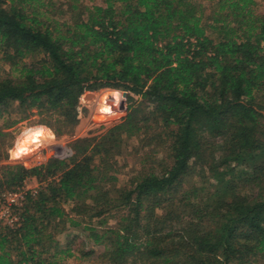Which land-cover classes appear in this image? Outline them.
<instances>
[{"label":"trees","instance_id":"obj_1","mask_svg":"<svg viewBox=\"0 0 264 264\" xmlns=\"http://www.w3.org/2000/svg\"><path fill=\"white\" fill-rule=\"evenodd\" d=\"M206 1L205 16L198 0H0V199L39 183L0 222V264H264V9ZM109 89L126 92L118 122L67 156L10 159L12 126L71 136L81 97ZM148 130L159 167L118 186L124 139ZM68 227L85 240L60 243Z\"/></svg>","mask_w":264,"mask_h":264},{"label":"rangeland","instance_id":"obj_2","mask_svg":"<svg viewBox=\"0 0 264 264\" xmlns=\"http://www.w3.org/2000/svg\"><path fill=\"white\" fill-rule=\"evenodd\" d=\"M58 0H56L57 2ZM63 1V0H59ZM65 1V0H64ZM84 4H100L102 0H82ZM203 3L204 15L209 14V7L206 0H198ZM259 11L264 9V0H256ZM58 4V3H57ZM208 33V31H207ZM210 34V33H209ZM6 74L12 75L9 66L0 60V76H5ZM115 92L120 101H111L108 94ZM116 104V105H115ZM126 92L109 89V90H99L95 91L92 97L82 96L80 99V116L81 123L77 126V130L73 135H64L57 138L51 135L52 131L40 124H36L37 116L31 115L29 118L18 122L16 125L12 126L9 130L11 131L12 137L10 138V145L7 148L10 159L14 161H21L26 159L27 165L35 164L38 162L46 160L50 156H67L69 153V142L80 136H86L87 131H94L99 133L104 130V128L119 121L121 116L125 115L126 107ZM108 106V109H106ZM111 106V107H110ZM6 118H18V113L16 111V105L9 108L8 114L5 115ZM3 124V119H0V127ZM37 127L34 131L32 128ZM153 128H158L153 125ZM158 130V129H155ZM149 131V130H148ZM154 130L149 131L141 136H132L130 138H125L120 154L116 156L117 160V175H118V186H124L130 179L132 175L135 174L139 169H156L159 167V161L163 157V152L155 151V145H144L148 140L149 134H152ZM142 138V141L140 140ZM154 141V140H151ZM24 142L27 146L26 155L21 158L16 157L15 149L20 147V144ZM40 144V145H38ZM39 146V147H38ZM41 152V153H40ZM46 157V158H45ZM164 162V161H163ZM194 181H191L192 183ZM39 187L36 179L31 178L27 180L20 191H17V196H9L4 194L2 196L3 201H0V222L1 224H9L11 218H17L16 209L12 207L13 205L19 206L22 203L25 191L31 190L32 192ZM13 192V191H10ZM68 210L67 204L64 205ZM116 217H111L108 219L107 226L115 225ZM73 237L76 236L79 240H85L86 232L81 230V227H68L67 231L57 236L60 243H64V238L66 236ZM88 241V240H87ZM85 241L86 247L95 248L96 252H100L103 249L102 245L93 246L92 243ZM75 254L74 256L68 257L61 261L63 264H92L89 260L78 259ZM95 264V263H94Z\"/></svg>","mask_w":264,"mask_h":264},{"label":"built area","instance_id":"obj_3","mask_svg":"<svg viewBox=\"0 0 264 264\" xmlns=\"http://www.w3.org/2000/svg\"><path fill=\"white\" fill-rule=\"evenodd\" d=\"M6 194H8L9 196H17L18 194H20V193H18L17 191H13V192H7V193H5V195ZM0 201H3V198L2 199H0ZM17 220V218H11L10 219V222L11 223H13L14 221H16Z\"/></svg>","mask_w":264,"mask_h":264},{"label":"water","instance_id":"obj_4","mask_svg":"<svg viewBox=\"0 0 264 264\" xmlns=\"http://www.w3.org/2000/svg\"><path fill=\"white\" fill-rule=\"evenodd\" d=\"M86 97H88V96H86Z\"/></svg>","mask_w":264,"mask_h":264}]
</instances>
